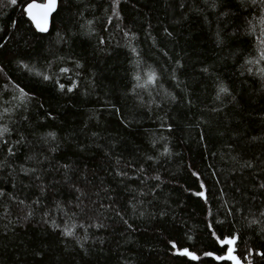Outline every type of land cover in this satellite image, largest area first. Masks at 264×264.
Returning <instances> with one entry per match:
<instances>
[{
  "label": "trees",
  "instance_id": "obj_1",
  "mask_svg": "<svg viewBox=\"0 0 264 264\" xmlns=\"http://www.w3.org/2000/svg\"><path fill=\"white\" fill-rule=\"evenodd\" d=\"M23 3L0 0V128L9 129L0 143V264H231L203 256L226 250L212 232L238 235L234 255L242 264H264V255H255L264 253L261 224L229 215L242 202L245 214L264 221L256 211L264 210V79L256 70L264 62L244 64L262 35L260 0H119V20L113 0H58L45 35L22 15ZM137 61L156 72L154 87L132 88ZM220 84L229 95L217 99ZM21 87L25 107L14 100ZM49 132L55 140L45 144ZM8 145L16 149L11 155ZM200 183L207 203L191 194ZM29 207L35 219L21 227L18 217ZM44 212L48 225H76L75 235L62 242L59 231L37 223ZM85 234L83 248L76 247ZM169 240L200 259L173 256Z\"/></svg>",
  "mask_w": 264,
  "mask_h": 264
},
{
  "label": "snow or ice",
  "instance_id": "obj_2",
  "mask_svg": "<svg viewBox=\"0 0 264 264\" xmlns=\"http://www.w3.org/2000/svg\"><path fill=\"white\" fill-rule=\"evenodd\" d=\"M9 4L11 5H16L17 4V0H8ZM119 3V0H113V3L111 5L112 8V12L113 15L116 17L117 20L120 19L119 14L117 13V5ZM251 4L253 6L256 5V0H251ZM22 15L26 18V20L28 22H30V26L31 28H33L35 30V33L37 34H46L49 33L50 30V18L53 17V14H58L59 11V5H58V0H40V2H38V0H24V3L22 4ZM259 14H260V23L262 25H264V0H260V7H259ZM111 17H109V21H111ZM89 24L91 23V21L88 22ZM248 34L252 35L255 33V28L253 26V24L251 23V21L248 22ZM167 32V30H166ZM261 33L262 35L260 37H257L258 41H259V46L256 49V55L253 58L250 59H245L244 60V64L245 65H259L260 63L264 62V27L261 28ZM168 35H171V33H168ZM125 36H128V33H125ZM101 43H103V41H101ZM221 43H223V41L218 38L217 39V44L220 45ZM132 55L135 56L136 53V49L132 48L131 49ZM179 61H177V65H179ZM22 68H27V65L21 63L20 65ZM76 67L79 68L80 65L76 64ZM249 71V73L252 72V68L249 67L247 69ZM257 72H259L261 79H264V68H260L257 67ZM29 71H31L29 69ZM69 69L67 68H60V72L62 73H66L68 72ZM202 71L204 72H208L207 68H203ZM35 75L37 77H42L43 81H50L51 80V75L50 74H46V73H41V72H36ZM131 79L133 81H135V83L132 85V88L135 89H144L147 90L149 87H154L156 81L158 80L157 74L154 70L152 69H148L147 71L143 70L140 63L137 61L133 64V72L131 75ZM172 79H176L175 73L172 74ZM14 87H16L14 85ZM75 82H73L72 87H69L67 89L68 92H72L73 88H75ZM58 89L60 91L64 90V84H59L58 85ZM17 91L19 92L18 96L14 97V100L18 102V104L21 107H25L26 106V101L28 99V93L21 87L18 88ZM164 95L167 97V99L169 100H175V97H172L170 93H164ZM227 96L229 95V90L227 87H225L223 84H220L218 86V91L216 93L217 99H219L221 96ZM127 126V125H125ZM171 130V128H169V131ZM9 134V129L7 127H3L0 128V143H6V140L4 139L5 136ZM43 142L45 144L49 143V140L54 141L55 140V133L49 132L47 133V137L43 138ZM204 141V137L201 136V142ZM24 143L23 138H21L20 140L16 141L17 145H20ZM16 149H14L11 145H8V152L9 155L13 154L14 151ZM52 151H55L56 149L53 148L51 149ZM164 153L166 154H170L169 153V149L167 147L164 148ZM105 155H107V153H105ZM28 159H32V157H28ZM148 159H152L151 157H148ZM64 169H65V173L64 175H67V170H68V165L65 164L63 165ZM242 167L245 168H252V164L245 162ZM22 171L24 173V175H28L29 171L31 172H35V169H29V170H24L22 168ZM140 171H144L143 168L140 169ZM115 175L117 177H121V176H127V173L123 172V171H116ZM191 175L193 177H195L197 180L201 179L199 173L197 171H192ZM36 179L39 180L40 176H36ZM147 179V177H146ZM153 180L160 182L161 181V177L159 175H155L152 177ZM253 180H255V177H253ZM261 180H264V177H261ZM141 183H143V181H141ZM40 190L41 193L43 194L44 189H45V185H40ZM156 187H159V184L156 185ZM258 189L260 190V194L264 195V182L259 183L258 185ZM154 190V189H153ZM76 191L79 193L80 189L79 187L76 188ZM187 191V189H186ZM236 191L238 192L239 189L237 188ZM193 196L199 197L200 200L205 201V203H207V196H206V184L205 183H200L199 185V189L196 191H193L191 193ZM81 195H83V193H81ZM141 195H143V193H141ZM224 193H221V196H223ZM5 196V192L3 190H0V197ZM77 200H80V196H77ZM17 202V201H14ZM18 203L22 206H24V201L20 200L18 201ZM40 201H33L32 204L33 205H39ZM57 208L60 207L59 204L56 205ZM225 208H228V205L225 204L224 205ZM7 211V209H6ZM135 211V209H134ZM259 213V217H264V210H261L260 208H257L256 210ZM240 216V219L243 221L247 222V226L251 227L252 225H257L258 223L261 224L260 227V232L262 235H264V221H258V218L255 216V214H251V218L249 217V215L245 214L243 211V205L242 202H240V206H234L232 208V210L229 212V215H232L233 218H236V215ZM115 215L117 217L120 218V221L123 223V225L126 228H130L131 225L129 223V221L127 219H125L124 216L121 215L120 211H116ZM141 215H143V213H141ZM165 215L163 209H161V216L163 217ZM36 216V209L35 208H28L24 214L21 217H18V221L20 222V226H26L28 223H31ZM49 213L48 212H44L41 217L40 220L37 221V223H42L44 225H47L49 228H51L52 232L55 233L57 231H59V235L62 239V242L67 243L68 238H71L75 235L73 229L76 227V225H73L72 227H68L65 226L63 229H59L56 223H53L51 225H48V219H49ZM92 227H104L103 224H92ZM16 227V225H13V229ZM79 227L83 228L85 227V225L81 224L79 225ZM12 230V229H10ZM209 231H212V226L209 225ZM212 237L215 240V244L218 245L220 247L221 250H225L223 255H216L214 254L212 251H205L203 253V256L205 257H210L212 260L215 261H230L231 264H242L241 259H239L236 255H234V245L236 244L237 240H238V235L237 234H231L230 236H225L224 238H220L219 236L216 235L215 232H212ZM87 238V234H85V237L77 240L76 242V247L79 248H83L84 245V241ZM189 239H191V237H189ZM169 245H170V250H172V255L176 256V257H183L186 258L188 261H197L200 259V256H198L195 252L190 251L187 247H178L177 243L174 240H169L168 241ZM36 254H42L39 251H37ZM248 255L251 256L252 255V250L249 249ZM255 255L260 256V255H264V253L261 252H256ZM244 259H247V257H244ZM249 264H252L251 261H249Z\"/></svg>",
  "mask_w": 264,
  "mask_h": 264
},
{
  "label": "water",
  "instance_id": "obj_3",
  "mask_svg": "<svg viewBox=\"0 0 264 264\" xmlns=\"http://www.w3.org/2000/svg\"><path fill=\"white\" fill-rule=\"evenodd\" d=\"M54 15V14H53ZM50 22H51V18H50ZM47 34V33H46ZM41 35H45V34H41Z\"/></svg>",
  "mask_w": 264,
  "mask_h": 264
}]
</instances>
